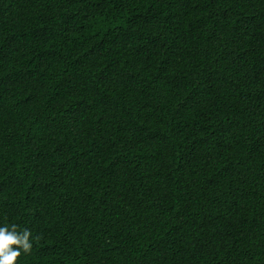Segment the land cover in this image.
I'll use <instances>...</instances> for the list:
<instances>
[{
    "label": "trees",
    "instance_id": "1",
    "mask_svg": "<svg viewBox=\"0 0 264 264\" xmlns=\"http://www.w3.org/2000/svg\"><path fill=\"white\" fill-rule=\"evenodd\" d=\"M0 223L16 264H264V0H0Z\"/></svg>",
    "mask_w": 264,
    "mask_h": 264
},
{
    "label": "clouds",
    "instance_id": "2",
    "mask_svg": "<svg viewBox=\"0 0 264 264\" xmlns=\"http://www.w3.org/2000/svg\"><path fill=\"white\" fill-rule=\"evenodd\" d=\"M35 237L16 223H0V264H16L21 253H29Z\"/></svg>",
    "mask_w": 264,
    "mask_h": 264
}]
</instances>
